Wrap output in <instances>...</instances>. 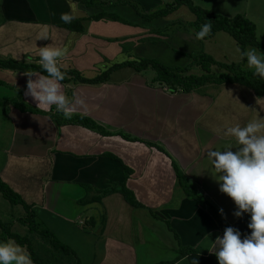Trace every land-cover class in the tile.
Listing matches in <instances>:
<instances>
[{
	"label": "crops",
	"instance_id": "1",
	"mask_svg": "<svg viewBox=\"0 0 264 264\" xmlns=\"http://www.w3.org/2000/svg\"><path fill=\"white\" fill-rule=\"evenodd\" d=\"M91 1L94 4L0 0V58L39 64L40 48H58L62 54L56 64L93 77L127 54L130 59L159 57L170 65L187 60L189 51L199 48L195 38L186 35V21L196 20L186 4L174 14L146 20L141 14L163 8L165 0ZM189 1L222 16L244 15L264 44V0ZM103 11L107 15L94 18ZM61 13L81 19L84 31L61 26ZM171 17L176 20L169 22ZM40 31L49 37L37 39ZM168 31L174 48L160 42L168 38ZM184 63L196 65L194 58ZM236 63L248 69L247 58ZM148 69L123 67L100 84L55 81L72 109L71 117L93 120L98 126L93 129L79 122L63 123L55 105L48 112L37 108L26 95V84L46 75L0 68V90L8 91L7 98L0 99V107L6 108L0 111L5 118L0 129V138H5L0 178L72 250L70 255L55 251L60 264H192L194 258L197 264H217L214 253L204 248L209 243L204 237L215 240L223 232L206 207L186 196L175 166L219 209L225 222L243 235L250 232L249 214L234 215L237 206L219 190L207 152L224 151L226 145L236 151L239 146L225 135L226 129L264 121V96L237 82L174 92L153 82L156 74H148ZM20 102L38 112L21 110ZM112 187L117 191L101 197L100 192ZM125 188L126 194L121 191ZM95 197L100 200L83 203ZM8 202L0 197V220L11 222V231L25 234L23 206ZM7 240L13 239L3 237L0 228V242ZM180 248L194 250L179 256Z\"/></svg>",
	"mask_w": 264,
	"mask_h": 264
},
{
	"label": "trees",
	"instance_id": "2",
	"mask_svg": "<svg viewBox=\"0 0 264 264\" xmlns=\"http://www.w3.org/2000/svg\"><path fill=\"white\" fill-rule=\"evenodd\" d=\"M84 5L94 4L91 0H79ZM181 4H186L189 6L190 10L195 14L196 20L190 25H194L197 28V31L200 30V26L204 23L211 25L210 33L203 39H207L215 35L216 32L225 31L236 41L237 45L242 51V59H246V48L249 46L255 47L261 56H264V44L258 40L256 36V27L252 21L247 17L241 14H237L233 17H226L212 12L211 10L201 8L194 5L189 0H172L171 4L167 3L163 8L150 12L148 14H141L142 17L146 20H152L155 18H160L166 16L174 9L178 8ZM136 9V6H134ZM107 15L105 11L94 16L95 19H99ZM111 19L123 21L125 19L120 18L115 14H108ZM126 21V20H125ZM61 26L66 29L73 31H84L85 27L82 24L81 19H74L70 23H63ZM194 61L196 65L200 66L202 73L187 74L184 70L174 69L171 66L165 65L164 63L159 62L154 58H139V59H129L122 62H115L108 64L103 70L99 71L93 77H87L82 72L74 68H63L57 64L58 70L62 73L63 79L61 82H76V83H85V84H100L107 82L109 80L110 74L117 69L123 67H131L137 72L144 71L148 68H152L156 75L153 82L159 84H164L171 91H178L179 89L184 92H191L201 86L214 83H232L237 82L239 84L245 85L254 90L257 96H264V80L257 74L253 75V69H247L242 67L241 63H224L216 60L212 55L199 52L194 56ZM217 66V71L212 69L213 66ZM0 68L10 69L19 72H29V71H38L42 74L48 76V74L40 67V64L35 63H23L12 58L3 59L0 58ZM18 101V98L16 99ZM19 108L23 111L38 112V110L32 108L31 106L20 102ZM58 120L56 117H54ZM63 123L70 122H79L86 126H89L93 129H98L97 124L84 116H72L70 119H63ZM107 133V132H105ZM124 138H128L127 135H123ZM175 171L177 175L178 184L186 193L187 197L190 199L196 200L200 205L207 208L210 214L213 216L217 222L218 227L223 232L224 229L230 226L219 212V209L208 201L203 194H201L195 185L191 184L180 169L175 166ZM127 174L130 170H126ZM117 191V188L112 187L107 191L100 192L101 197ZM125 194L127 189L121 190ZM0 193L2 196L8 200L11 204H21L25 210L22 223L27 227V232L25 234H20L17 232L11 231V227L7 223L0 220V228L3 231V237L7 235L9 238H12L18 245L26 247L28 253L31 257L32 262L35 264H60L58 256H55V251L59 254L61 252L65 255L73 254L66 245L62 244L54 233L49 229L44 222L36 215L32 206L23 200V198L16 193L7 183H5L0 178ZM99 201L100 199L95 198H86L83 200V203L92 201ZM131 202L136 203L135 200ZM243 236V234H242ZM37 237V238H36ZM39 238V239H38ZM38 249H41V254H39ZM192 248H180L179 256L185 255L189 252H192ZM78 264H80L78 262Z\"/></svg>",
	"mask_w": 264,
	"mask_h": 264
},
{
	"label": "clouds",
	"instance_id": "3",
	"mask_svg": "<svg viewBox=\"0 0 264 264\" xmlns=\"http://www.w3.org/2000/svg\"><path fill=\"white\" fill-rule=\"evenodd\" d=\"M74 18L68 13H61L59 19L70 23ZM186 19L190 20L188 16ZM211 31V25L204 23L195 33L198 40L206 37ZM47 31L36 34L37 39L48 38ZM62 54L58 48L43 47L38 51L40 67L48 74L40 76L35 82L31 79L26 84V95L36 102L37 108L48 112L51 105L62 113L65 119H70L72 109L65 95L59 91L55 81L63 79L58 70L55 58ZM247 66L253 69V75L264 78V56L255 50L245 53ZM32 75L31 72L25 73ZM259 103V101H257ZM226 136L234 139L238 145L236 151L225 146L224 151L210 150L208 161L213 168V175L219 182V190L227 194L237 206L234 215L241 217L249 214L247 228L250 232L243 236L239 229L228 226L222 236L215 240H204L209 243L204 247L209 253H214L217 264H264V121L253 120L245 126H231L226 129ZM223 210L221 209V212ZM0 264H33L27 250L13 240L0 242ZM192 264H197L194 258Z\"/></svg>",
	"mask_w": 264,
	"mask_h": 264
},
{
	"label": "rangeland",
	"instance_id": "4",
	"mask_svg": "<svg viewBox=\"0 0 264 264\" xmlns=\"http://www.w3.org/2000/svg\"><path fill=\"white\" fill-rule=\"evenodd\" d=\"M165 2H166V4L167 3L171 4L172 0H165ZM176 9H174L170 13L174 14V11H176ZM1 16H2V11L0 10V21L2 20ZM124 18H126V17H124ZM174 20H176L174 17H171L170 19H168L169 22H172ZM170 28L171 27L169 26V31H170ZM184 28L186 29V35H188L189 37L195 38V42H196L197 45H199V48L189 51L190 55H187V60L184 59V61H181V62L177 61V60H174V61H172V64L169 65L168 63H171V62H168L165 59H161V58L158 57L157 59H158L159 62L166 63V65L171 66L174 69L177 68L179 70H184L183 71L184 74H185V69H186V71H189L190 73L197 74V75L202 73V69H201L200 66H198V65L196 66V65H192V64L188 65V64H185V63L181 64V63L193 60L195 54L198 53V51L199 52L202 51L204 53L210 54L216 60H219V61H222V62H226V61L235 62V63H236V61L240 62V60H241V58L243 56L242 51H241L240 47L237 45L236 41L233 39V37L230 36L227 32L219 31V32H216L215 35L212 36V37H209L207 39L198 40L195 37V33L197 32V28H195V26L193 24L190 25L188 23V21H186ZM169 31L166 34L168 38H166L164 40H160V42L165 43V45L169 46L170 48H174L173 47L174 44H172L173 40H171V37H172L173 33H169ZM178 49H181V48H178ZM181 50H183V49H181ZM249 50H255L256 52H258L255 49V47H249L248 51ZM129 59L130 58H129L128 54H127V56H125V59H123L122 61L129 60ZM132 59H137V58H132ZM119 61L122 62L121 60H117V62H119ZM212 69L214 71H217V66L216 65L213 66ZM146 72L148 74H154V75L156 74V72L152 68H149ZM262 79L264 80V78H262ZM6 92H8V91L5 88L0 90V99L7 98L8 94H6ZM0 111L5 112L6 108L0 107ZM3 125H5V118L0 113V129L3 127ZM4 146H5V138L2 137V138H0V150ZM0 197L3 198V200L5 202H8V200H6L4 197H2L1 193H0ZM8 226L11 227V222L8 224ZM13 228H16L19 231H21V226L20 225H15V227H13ZM38 252H39V254H41V249H38Z\"/></svg>",
	"mask_w": 264,
	"mask_h": 264
}]
</instances>
